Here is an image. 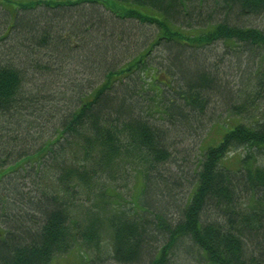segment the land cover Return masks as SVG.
Instances as JSON below:
<instances>
[{
	"label": "trees",
	"instance_id": "trees-1",
	"mask_svg": "<svg viewBox=\"0 0 264 264\" xmlns=\"http://www.w3.org/2000/svg\"><path fill=\"white\" fill-rule=\"evenodd\" d=\"M83 5L102 8L113 20L151 25L149 47L108 64L103 55L116 48L109 34L119 39L126 33L117 34V25L110 29L96 11L69 12ZM259 20L264 0H0V181L28 168L42 172L44 181L36 195L16 188L14 203L24 206L11 209L8 228L0 227V264H50L77 246L95 264L86 253L99 254L106 241L121 264H171L183 241L206 264H264V164L255 159L264 154V109L250 123L236 120L218 145L201 149L184 203L159 171L172 158L171 130L147 118L154 108L172 126L179 122L188 130L212 93L227 98L213 76L190 69L199 56L184 49L221 41L259 54ZM79 36L86 38L83 47L91 40L96 51L90 47L88 58L97 81L77 82L68 74L60 81L56 65L64 66L69 43ZM156 46L164 47L167 72L176 70L181 89L163 88L158 70L154 77L145 74ZM258 73L260 84L264 74ZM150 84L162 88L163 107L145 113L137 88L145 92ZM167 92L176 100L170 103ZM263 92L257 93L264 98ZM233 148L249 152L237 171L221 164ZM135 172L144 176V188L127 199L118 190ZM136 203L144 208L136 210Z\"/></svg>",
	"mask_w": 264,
	"mask_h": 264
},
{
	"label": "rangeland",
	"instance_id": "rangeland-1",
	"mask_svg": "<svg viewBox=\"0 0 264 264\" xmlns=\"http://www.w3.org/2000/svg\"><path fill=\"white\" fill-rule=\"evenodd\" d=\"M79 10H85L87 14L92 11L95 13L96 11L97 14L100 13L101 16H103V19H108V26H110V29L113 28V25H117V31H115L117 34L120 33V30L126 33V35H123L119 39L109 34L113 37L109 38L115 41L116 48L112 49L107 55H103V58L108 60V64L119 65V62L128 61L130 58L140 54V52H145L146 48L149 47L152 34L155 31L151 25L149 26L146 23L129 17L113 20L110 18L109 13L105 12L102 8H93L90 5L80 6L78 10L73 8L69 10V12L72 13V11L75 12ZM36 14H39V12ZM87 16L89 17V15ZM74 19L75 15L74 18H71L72 22ZM254 25H256V27L258 25L263 27L264 21H256ZM92 36H96V34H92ZM88 38L90 39V35H88ZM85 42L86 38L83 36L75 37L74 44L70 41L69 48H72V50L67 62L64 66L56 65L59 67L57 71L61 73L60 81H62L66 74L74 81H88V79H91V82L97 81V77L91 75V70H89L88 56L91 54L90 49L93 45L90 40V43L86 47H83ZM92 49L94 50V48ZM184 50L187 52L188 56H191L189 55L191 52H196L199 56V67H197V64H189L190 69H198L199 71H204L206 75L209 74L213 76L215 78V84L223 89L228 97L224 98L220 96L218 92L217 94L212 93L211 98L207 100L205 109L203 112H198L199 116L197 120L192 122L193 127L188 130L181 129L179 122H176L175 128V126L163 120L160 114L157 113L158 111L154 110V108L148 113L147 118L152 124L167 127L168 130H171L169 142L172 144L170 146L172 158L166 165L160 166L159 171L166 179H169L170 185L175 188L176 193H174V195L179 202L183 203L190 198L191 189L196 180V171L203 154L201 149L207 148V146L218 145L223 140L224 132L230 129V127L235 124L236 120H240L241 118V120H245V123H250L258 117L261 108L264 109V100L262 101L264 98L262 94L258 95L260 91H264V84H262L264 80L260 82V84L256 83L259 75L258 72L260 71V73L264 74L263 51L260 50L259 54H256L242 46L225 47L221 41H215L214 44L206 46L203 49L194 51L191 49ZM94 52L96 51L94 50ZM97 57L99 59V56ZM167 57L163 46L154 47L147 62L149 71L147 70L145 74L154 77L156 70H158V72H161L159 74V80L162 83L165 82V84L161 85L163 88H166V85L170 84L173 89H181L182 80L178 77L176 70H171V73L167 72ZM38 80H40L39 82H43L44 79L39 78ZM149 80L151 79L149 78ZM28 88L34 93L35 89H33L32 86H28ZM160 88L161 87L154 84H150V86L147 85L146 88H144L145 92H141L142 89L137 88L140 90L138 96L143 100V111L145 113L147 111L146 109L149 107L154 106L157 108L158 105L162 106ZM172 93L173 92H167L170 103L176 100V96L172 95ZM177 100H179V98H177ZM243 107L246 109L244 110ZM234 108L236 110L240 108V110L236 111ZM247 153H249L247 149L233 148L222 160L223 163L221 164H224V166L231 171H237L240 167L243 155ZM255 157L258 166L264 164V154L259 152ZM52 171V169H49L48 176H52ZM131 176V180L126 188L120 186L121 188H119L118 193L122 194L127 199L129 196L136 199L144 188V176L140 172H135ZM42 178V172L37 173L36 169L30 170L28 168L27 171L21 170L16 173H10L0 181V227L4 230L8 228V225H6L9 220L7 215L11 209L24 206L19 200L17 204L14 203V199L18 195L14 193L16 188L19 187L25 195H27L28 192L36 195L39 189L43 187L44 181ZM119 184H122V182L119 181ZM156 196H159L158 193ZM20 207L19 209H21ZM138 207L139 204H134L136 210L144 208L142 206ZM22 209L24 211V208ZM182 244L184 245L180 248H176L177 250L172 253L170 258L171 264H206L204 261L200 260V258L198 259L197 254L188 252L189 250L187 248H191L188 241H183ZM80 248V246H77L63 256L54 257L50 264H90L89 260L85 259V256L79 253ZM193 249L196 252L197 249ZM86 254L91 260H96L95 264H121L113 260L112 252L107 241L102 244L99 254H95V251H90Z\"/></svg>",
	"mask_w": 264,
	"mask_h": 264
}]
</instances>
